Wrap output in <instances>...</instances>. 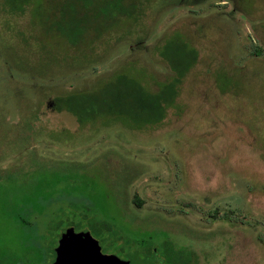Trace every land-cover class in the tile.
Returning <instances> with one entry per match:
<instances>
[{
  "label": "rangeland",
  "instance_id": "374dc122",
  "mask_svg": "<svg viewBox=\"0 0 264 264\" xmlns=\"http://www.w3.org/2000/svg\"><path fill=\"white\" fill-rule=\"evenodd\" d=\"M59 1L0 0V264H45L78 213L127 264H264V0H136L72 37ZM173 32L197 59L158 124L51 110L118 72L155 90Z\"/></svg>",
  "mask_w": 264,
  "mask_h": 264
},
{
  "label": "trees",
  "instance_id": "16d2710c",
  "mask_svg": "<svg viewBox=\"0 0 264 264\" xmlns=\"http://www.w3.org/2000/svg\"><path fill=\"white\" fill-rule=\"evenodd\" d=\"M60 0L50 6L49 20L56 22L57 29L67 37L80 34L83 26L90 24L96 30L106 29L115 17L111 14L133 15L138 3L134 0ZM140 10V9H139ZM14 12L12 9L8 10ZM135 18V16H134ZM99 19V20H98ZM98 22H96V21ZM157 53L168 64L173 75L159 84L155 90L147 88L136 76L126 73H115L111 79L104 80L89 90L72 92L52 99V111L70 113L75 121L84 124L95 118L99 113H105L116 118L125 119L133 128H143L158 124L165 117L168 106L173 105L177 95V85L197 59V51L191 47L179 32L169 34L157 47ZM49 105V104H48ZM80 218V219H79ZM83 215L76 214L68 219L66 225L79 226ZM91 227V220H87ZM62 226V225H61ZM63 227V226H62ZM61 227H57L55 235ZM42 250L41 257L48 262L51 247L55 238ZM166 264H196L194 259L183 254L165 252Z\"/></svg>",
  "mask_w": 264,
  "mask_h": 264
},
{
  "label": "water",
  "instance_id": "95a60500",
  "mask_svg": "<svg viewBox=\"0 0 264 264\" xmlns=\"http://www.w3.org/2000/svg\"><path fill=\"white\" fill-rule=\"evenodd\" d=\"M54 252L52 264H127L114 254L101 253L87 229L75 232L72 227L62 228Z\"/></svg>",
  "mask_w": 264,
  "mask_h": 264
},
{
  "label": "flooded vegetation",
  "instance_id": "af4514ba",
  "mask_svg": "<svg viewBox=\"0 0 264 264\" xmlns=\"http://www.w3.org/2000/svg\"><path fill=\"white\" fill-rule=\"evenodd\" d=\"M87 220H89V219H86V222L81 221V223H80L79 226H77V227H74L73 225H65V226L61 227L60 230H61L62 228H65V227H72L73 231H75V232L80 231V230H82V229H87L88 232H89V234H90V236L93 237V238L97 241V244H98V246H99V250H100V252L103 253V254H112L110 251L101 250V247H100V245H99V242H98L97 238H96V237L93 235V233H92L93 231L96 232V231L98 230V228H99L98 223L96 222V220H95V219H92V221H91V227L88 226V223H87L88 221H87ZM60 230H59V232H60ZM59 232H58V234H59ZM58 234H57V236H56V238H55V243H54V245L51 247V249H49V250H50V255H51V257L49 258L47 264H52V262H53V260H54V257H55L54 248H55L56 245H57ZM104 246H107V247L109 248V247H110V242L108 241V242H107V245L104 244Z\"/></svg>",
  "mask_w": 264,
  "mask_h": 264
}]
</instances>
